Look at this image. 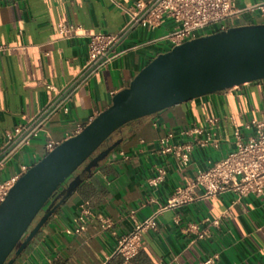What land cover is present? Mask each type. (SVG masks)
Wrapping results in <instances>:
<instances>
[{
    "label": "crops",
    "instance_id": "0c3cea01",
    "mask_svg": "<svg viewBox=\"0 0 264 264\" xmlns=\"http://www.w3.org/2000/svg\"><path fill=\"white\" fill-rule=\"evenodd\" d=\"M136 1L0 0V47H9L0 54V148L16 127L28 123L75 79L88 61L92 36L116 35L125 27ZM263 2L239 0L237 7L246 10ZM61 23L81 31L64 38L56 30ZM262 24L263 18L246 12L232 26ZM174 28L171 22L156 30L138 28L118 47L120 57L75 93L70 112H57L39 138L0 170V183L21 177L47 155L49 142L62 144L107 110L149 63L170 51L165 37ZM251 121L264 122V81L125 126L106 145L120 143L116 150L83 178L15 264H122L124 259L115 255L120 240L154 215L156 228L142 234L140 253L128 264H200L214 257V264H264V195L231 190L203 196L198 187L170 204L198 173L235 151L236 131L243 141L255 136L246 130ZM195 128L202 133L179 136ZM170 134L175 136L171 144L191 147L188 165L161 154L160 141ZM162 170L164 179L154 186ZM86 203L91 212L86 231L68 235L66 229L74 226ZM216 219L218 225L212 223Z\"/></svg>",
    "mask_w": 264,
    "mask_h": 264
},
{
    "label": "water",
    "instance_id": "95a60500",
    "mask_svg": "<svg viewBox=\"0 0 264 264\" xmlns=\"http://www.w3.org/2000/svg\"><path fill=\"white\" fill-rule=\"evenodd\" d=\"M264 81V24L233 27L159 55L83 131L32 166L0 205V264H15L132 122ZM57 197L53 200V198ZM53 200V201H52Z\"/></svg>",
    "mask_w": 264,
    "mask_h": 264
},
{
    "label": "built area",
    "instance_id": "2783aa9c",
    "mask_svg": "<svg viewBox=\"0 0 264 264\" xmlns=\"http://www.w3.org/2000/svg\"><path fill=\"white\" fill-rule=\"evenodd\" d=\"M239 0H138L129 13V21L116 35L98 34L92 36L88 45V61L75 79L64 89L59 91L46 107H44L28 123L20 125L8 135L6 143L0 148V170L12 161L15 155L29 146L32 141L39 138L52 117L59 111L66 114L70 112L73 96L79 90L87 88L90 81L102 70L108 68L121 53L118 47L127 40L138 28L156 30L167 22L173 23L175 28L165 40L170 45V50L187 42L201 37L221 33L233 28L234 19H239L244 13L257 14L264 19V2L254 5L246 10L237 7ZM58 34L64 38H70L81 31V27L67 24L56 26ZM8 46L0 47V54H4ZM93 121V120H92ZM91 121V122H92ZM90 122V123H91ZM209 123H214L211 119ZM247 131H255V136L248 141L242 140V134L236 131L238 139L235 151L226 158L216 162L207 171L200 172L195 181L186 190L178 192L170 204L187 198V192L195 188L204 190L203 196L222 195L231 190L239 191L240 195H264V122L251 121L246 125ZM83 131V130H82ZM81 131V132H82ZM80 132V133H81ZM78 133V134H80ZM202 131L198 128L181 131L180 137L199 135ZM77 134V135H78ZM76 136V135H75ZM74 136V137H75ZM174 134L168 135L160 141L161 154L174 155L184 165L189 164L191 147L184 144L173 145L171 140ZM208 138L204 144H208ZM60 144L49 142L46 146L47 154L54 151ZM29 169H25L24 174ZM23 174V175H24ZM22 175V176H23ZM21 176V177H22ZM165 176L162 170L159 177L153 182L159 185ZM20 177L5 183H0V205L6 200L10 190ZM190 193V192H189ZM88 204L80 206V212L74 219V226L66 229L68 235H80L86 231L91 212ZM209 221V220H207ZM220 219L212 221L218 225ZM106 228L111 227L109 221H103ZM156 228V215L143 223L135 226L133 231L124 236L116 250L115 255L121 256L124 263L128 264L134 259L142 247V234ZM215 257L203 261L200 264H214Z\"/></svg>",
    "mask_w": 264,
    "mask_h": 264
},
{
    "label": "trees",
    "instance_id": "16d2710c",
    "mask_svg": "<svg viewBox=\"0 0 264 264\" xmlns=\"http://www.w3.org/2000/svg\"><path fill=\"white\" fill-rule=\"evenodd\" d=\"M90 174H88V173H86L85 175H82L81 176V179L83 180V178H86V177H88Z\"/></svg>",
    "mask_w": 264,
    "mask_h": 264
},
{
    "label": "rangeland",
    "instance_id": "374dc122",
    "mask_svg": "<svg viewBox=\"0 0 264 264\" xmlns=\"http://www.w3.org/2000/svg\"><path fill=\"white\" fill-rule=\"evenodd\" d=\"M115 135V134H114ZM114 135L112 137H114ZM72 264H82V263H77L76 261L73 262Z\"/></svg>",
    "mask_w": 264,
    "mask_h": 264
},
{
    "label": "flooded vegetation",
    "instance_id": "af4514ba",
    "mask_svg": "<svg viewBox=\"0 0 264 264\" xmlns=\"http://www.w3.org/2000/svg\"><path fill=\"white\" fill-rule=\"evenodd\" d=\"M56 197H57V195L53 198V200H54ZM53 200H52V201H53Z\"/></svg>",
    "mask_w": 264,
    "mask_h": 264
}]
</instances>
